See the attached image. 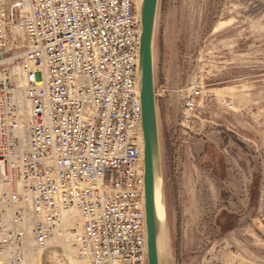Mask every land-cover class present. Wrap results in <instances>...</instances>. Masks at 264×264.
Masks as SVG:
<instances>
[{
	"label": "built area",
	"instance_id": "2783aa9c",
	"mask_svg": "<svg viewBox=\"0 0 264 264\" xmlns=\"http://www.w3.org/2000/svg\"><path fill=\"white\" fill-rule=\"evenodd\" d=\"M141 4L0 0V264L46 249L71 211L81 264H147Z\"/></svg>",
	"mask_w": 264,
	"mask_h": 264
},
{
	"label": "rangeland",
	"instance_id": "374dc122",
	"mask_svg": "<svg viewBox=\"0 0 264 264\" xmlns=\"http://www.w3.org/2000/svg\"><path fill=\"white\" fill-rule=\"evenodd\" d=\"M153 64L164 110L159 264H264V0H159ZM189 93L195 107L182 114ZM204 140L225 156L227 181L202 167ZM79 222L65 215V229L20 264H81Z\"/></svg>",
	"mask_w": 264,
	"mask_h": 264
},
{
	"label": "water",
	"instance_id": "95a60500",
	"mask_svg": "<svg viewBox=\"0 0 264 264\" xmlns=\"http://www.w3.org/2000/svg\"><path fill=\"white\" fill-rule=\"evenodd\" d=\"M158 3L159 0H142L140 9L141 34L138 74L141 103V127L143 133L147 264H159L154 183L155 172L157 171L159 173L160 142L153 64V41Z\"/></svg>",
	"mask_w": 264,
	"mask_h": 264
},
{
	"label": "crops",
	"instance_id": "0c3cea01",
	"mask_svg": "<svg viewBox=\"0 0 264 264\" xmlns=\"http://www.w3.org/2000/svg\"><path fill=\"white\" fill-rule=\"evenodd\" d=\"M156 105H157V118L158 124L160 121V116L163 114L164 110L160 106V100L156 97ZM219 146L215 143H211L208 140L203 141L202 148L199 152L198 158L203 163L202 167L209 173H214L216 177L221 180H228L230 175L232 174L231 168L228 166V162L224 155L219 154ZM217 153V155H215ZM219 159H221L219 161ZM221 167V169H220ZM252 185L248 187L251 189ZM252 197V195L250 196ZM249 197V199H250ZM253 201V198L251 199Z\"/></svg>",
	"mask_w": 264,
	"mask_h": 264
},
{
	"label": "bare ground",
	"instance_id": "6f19581e",
	"mask_svg": "<svg viewBox=\"0 0 264 264\" xmlns=\"http://www.w3.org/2000/svg\"><path fill=\"white\" fill-rule=\"evenodd\" d=\"M154 202H155V214H156V222H157L158 253L164 254L166 251V245H165L166 243H165L164 238L162 237V227H161V206H162L161 182H160L159 173L157 171L155 172ZM69 213L70 212H64L63 218L65 215H67Z\"/></svg>",
	"mask_w": 264,
	"mask_h": 264
}]
</instances>
